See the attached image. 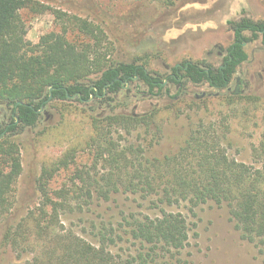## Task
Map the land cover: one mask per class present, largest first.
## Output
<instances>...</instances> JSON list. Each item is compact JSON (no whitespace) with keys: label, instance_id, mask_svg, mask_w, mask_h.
Listing matches in <instances>:
<instances>
[{"label":"trees","instance_id":"trees-1","mask_svg":"<svg viewBox=\"0 0 264 264\" xmlns=\"http://www.w3.org/2000/svg\"><path fill=\"white\" fill-rule=\"evenodd\" d=\"M30 3L0 0V107L12 111L9 122L0 117V220L15 206L16 185L24 170L21 147L14 138L38 126L47 103L81 94L76 98L80 103L93 96L89 104L93 111L100 108L94 107L97 104L108 110L87 112L91 135L85 144L44 164L37 180L39 205L4 238L19 258L33 255L21 264H160L169 254L182 252L191 239L188 216L169 208L184 206L194 216L196 208L210 202L229 207L242 239L264 257V138L253 147L254 162H240L229 156L226 135L217 125L207 127L201 120L175 154L151 158L148 153L162 140L163 118L172 108L154 106L135 113L129 111V101L120 99L135 77L146 87L140 91L145 98L165 96L166 80L180 89L189 83L209 85L244 97L246 84L237 77L238 69L249 59L245 44L261 39L264 46V21L244 17L230 22L234 41L222 65L186 61L163 81L145 65L115 62L113 44L101 25L79 17L65 19L60 11H55L57 18L74 26L79 39L70 40L66 29L33 43L22 16ZM93 76L98 77L94 85H86L84 81ZM82 149L92 157L89 166L76 163ZM73 166L64 183L54 187L55 179ZM121 193L137 196L156 213L130 215L121 227L93 220L91 232L97 243L66 228L64 219L78 213L88 216L86 207ZM127 242L135 249L120 254L119 244Z\"/></svg>","mask_w":264,"mask_h":264},{"label":"rangeland","instance_id":"rangeland-1","mask_svg":"<svg viewBox=\"0 0 264 264\" xmlns=\"http://www.w3.org/2000/svg\"><path fill=\"white\" fill-rule=\"evenodd\" d=\"M30 1L22 16L28 27L27 38L33 43H38L49 32L64 33L66 29L70 40L79 39L74 26L57 18L55 11H60L67 15L65 19L79 17L101 25L113 44L115 62L145 65L163 81L173 74L175 66H182L186 61L222 65L234 41L230 22L244 17L264 21V0ZM246 36L251 37V33ZM245 49L249 59L237 73L240 81L246 84L241 98L209 85L189 83L180 89L169 82L165 85V96L145 98L140 91H145L146 87L139 80L129 83L120 99L129 101L130 112H149L154 106L172 108L171 114L163 118L162 140L149 151L148 157L175 154L193 126L202 120L207 127L216 124L219 132L226 135L224 144L232 159L248 164L254 162L253 147L264 138V46L261 39H257L246 44ZM97 79L93 76L84 82L92 86ZM236 84L234 81L231 91ZM91 103L92 100L80 103L76 99L50 101L42 110L43 119L38 126L26 128L14 138L21 147L24 170L16 185L15 206L0 220V264H21L33 257L28 253L19 258L6 244L5 234L39 205L37 180L44 164L62 157L71 148H81L89 139L90 124L84 115L108 110L97 104L94 107L100 108L93 111ZM11 114V108L0 107V117L6 123ZM88 152L82 149L76 163L91 165L92 157ZM73 169L74 166L61 173L53 182L54 187H60ZM86 209L88 216L78 213L64 222L66 228H74L93 243H97L91 232L93 220L121 227L126 225L130 215L156 213L146 202L128 193L116 194L108 201H96ZM169 210L188 216L191 239L182 252L169 254L160 264H263L264 257L259 249L242 239L228 206L210 202L196 208L194 216L184 206ZM119 247L120 254H129L135 249L132 242L120 243Z\"/></svg>","mask_w":264,"mask_h":264},{"label":"water","instance_id":"water-1","mask_svg":"<svg viewBox=\"0 0 264 264\" xmlns=\"http://www.w3.org/2000/svg\"><path fill=\"white\" fill-rule=\"evenodd\" d=\"M246 45V44H245ZM137 77H135L134 78V81H137ZM167 84V80L164 82V85H166ZM129 85V83L127 84V86ZM126 86V87H127ZM52 92H53V89H51L50 90V99H51V97H52ZM107 94V91L105 90V93H104V95H106ZM78 96H80L81 97V94H77V95H75V96H73L72 98L73 99H76ZM93 99V96H92V98L90 99V101ZM19 104H22L21 102L19 103ZM43 110V109H42ZM17 121H18V119H17Z\"/></svg>","mask_w":264,"mask_h":264},{"label":"flooded vegetation","instance_id":"flooded-vegetation-1","mask_svg":"<svg viewBox=\"0 0 264 264\" xmlns=\"http://www.w3.org/2000/svg\"><path fill=\"white\" fill-rule=\"evenodd\" d=\"M80 97V96H79Z\"/></svg>","mask_w":264,"mask_h":264}]
</instances>
